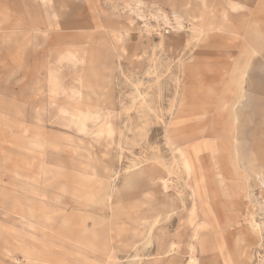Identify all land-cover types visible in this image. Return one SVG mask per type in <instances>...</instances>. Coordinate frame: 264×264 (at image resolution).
Masks as SVG:
<instances>
[{
    "label": "rangeland",
    "instance_id": "obj_1",
    "mask_svg": "<svg viewBox=\"0 0 264 264\" xmlns=\"http://www.w3.org/2000/svg\"><path fill=\"white\" fill-rule=\"evenodd\" d=\"M186 135L189 178L169 145ZM248 161L264 166V0H0V264H264ZM250 223L263 240L239 250Z\"/></svg>",
    "mask_w": 264,
    "mask_h": 264
},
{
    "label": "crops",
    "instance_id": "obj_2",
    "mask_svg": "<svg viewBox=\"0 0 264 264\" xmlns=\"http://www.w3.org/2000/svg\"><path fill=\"white\" fill-rule=\"evenodd\" d=\"M173 14H177V11L174 10ZM210 27H207L206 29L202 30L201 34H204V35L208 34ZM225 105L226 106H224V108L221 110L220 114L223 115L222 119L223 118L229 119L233 115V111L230 108L231 103L227 101L225 103ZM224 115H226V116H224ZM228 123H229V121H227V125H222V127H223V131H222L223 135L222 136L223 137L228 136V138H230V140H228L226 138V141H224L223 145L220 147L222 149L221 152L226 156V158H227V154H226L227 151L229 150V153H230L231 150L234 148H235V150H232V152H234L236 154V156H239V149L235 146L237 144V142H236L237 141L236 128L231 123L230 124H228ZM214 132H216L215 134L218 133L217 130H215ZM198 137L199 136H197V135H186L185 137H183L181 139H178L176 141L173 140V141L169 142L170 148L173 151L174 155L179 157V158L175 157L174 159L177 162L182 164L187 178H189L191 176V174H193L195 171L194 161L192 158V152H193L192 148H194V147L191 144V142L195 141V140H196V142L199 141L200 139L198 140L197 139ZM235 154L230 153V155L233 156V158L232 159L231 158L226 159L228 165H234L235 166V163H236V161H235L236 156H234ZM186 162H188V164H189V169H186V167L184 165V163H186ZM247 164H248V168L251 171V173L253 175H255L259 181L260 180L262 181L264 179V166L261 167V170L259 172H256L255 169L252 168L253 166L250 162ZM220 176H221V174H220ZM172 203L175 206L174 202H172ZM196 217H197V214H196V208L194 205L193 207L190 208V211L188 214V221L190 223H194L196 221ZM251 237L253 238L254 236L250 230H246L244 232L241 231L240 236L238 237V241H237L239 250H241L242 248H246V243L248 242L249 239H251ZM242 254H244V252Z\"/></svg>",
    "mask_w": 264,
    "mask_h": 264
},
{
    "label": "bare ground",
    "instance_id": "obj_3",
    "mask_svg": "<svg viewBox=\"0 0 264 264\" xmlns=\"http://www.w3.org/2000/svg\"><path fill=\"white\" fill-rule=\"evenodd\" d=\"M164 18H165V22H166L167 24L171 21L167 16H165ZM174 20L176 21V23H177V25H178L177 29H181L180 17H179L177 14H174ZM177 29H176V30H177ZM229 144H230V143H229ZM233 147H234V146H233ZM233 150H235V148H234ZM233 154H235V153L233 152ZM234 156H236V154H235ZM229 161H230V160H229ZM230 162H231V161H230ZM231 163H232V162H231ZM236 163H237V162H236ZM184 165H185L186 169H189V164H188V162L184 163ZM141 168H142V167H141ZM252 168H253V167H252ZM138 169H139V168H138ZM156 173H157V171H154V170H153V183L156 182V181H160V182H161V186H162V188H163L165 191H167L168 188H169V185H168V183H169V179L163 178V179L159 180L158 178H156V177H157ZM127 174H128V173H127ZM167 174H168V173H167ZM168 176H169V175H168ZM151 179H152V174L150 175V180H151ZM262 182L264 183V179L262 180ZM172 202H173V201H172L171 199H169V200H167L166 203H162L161 206H160L159 208L153 209V211H155L156 213H155V216H153V217H154V221H153L152 225H151L150 228H149V237L152 238V233H153V229H154L153 227H154V225L159 224V223H160L162 220H164V219H169V218L173 217V215H169L168 213H166V210H170L171 213L174 212L175 206L173 205ZM174 215H175V214H174ZM137 227H139V226H137ZM254 228H255V224H253V223L251 224V223H250V224H249V227H248V230H250V231L252 232L254 238H256V239L259 240V241L263 240V239L261 238L262 236H261L258 232H256ZM162 230H163V229H162ZM143 233H144V231H143L141 228H139V232H137V236H136V238H138V240H137V241H134V242H132V243L129 244L133 249H135V248L137 247L138 243L140 242V239H142V237H143ZM153 236H154V233H153ZM158 237H159L161 240L164 239V236H162L161 233L158 234ZM172 246H173V245H172ZM173 248H174V247H171L170 251H172ZM189 264H195L193 258H191Z\"/></svg>",
    "mask_w": 264,
    "mask_h": 264
}]
</instances>
